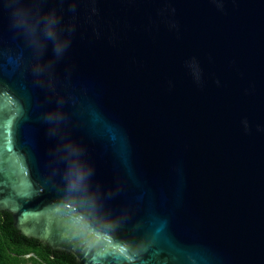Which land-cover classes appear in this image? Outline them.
<instances>
[{
    "label": "water",
    "instance_id": "water-1",
    "mask_svg": "<svg viewBox=\"0 0 264 264\" xmlns=\"http://www.w3.org/2000/svg\"><path fill=\"white\" fill-rule=\"evenodd\" d=\"M12 3L0 0L9 236L77 264H127L124 242L133 264H264V0H20L55 12L61 57L12 27ZM74 160L92 170L75 201ZM108 222L112 243L86 246Z\"/></svg>",
    "mask_w": 264,
    "mask_h": 264
},
{
    "label": "clouds",
    "instance_id": "clouds-1",
    "mask_svg": "<svg viewBox=\"0 0 264 264\" xmlns=\"http://www.w3.org/2000/svg\"><path fill=\"white\" fill-rule=\"evenodd\" d=\"M12 5H15L12 12V27L20 31L28 40L29 45L37 52L42 51L47 47L45 42L53 43V51L57 57H61L70 46V39H65L62 36L63 30L60 29V20L55 12H51L44 16L33 15L30 9H25L20 6V0H13ZM74 10V9H73ZM74 29H67L70 35ZM34 71L39 74L43 71L42 66L37 65ZM62 104L63 102H58ZM64 117L59 113H49L45 120L49 123H59ZM80 149L72 148V153L79 155ZM92 175L91 169H86L79 160L72 161L64 175L65 192L69 199L75 201L84 196L87 191L86 181ZM114 225L111 222L102 224L97 228L90 230L89 235L85 237L84 243L88 247L97 244H111L113 241L112 235L106 231ZM131 245L127 242L117 245L116 250L127 264H133V258L129 254Z\"/></svg>",
    "mask_w": 264,
    "mask_h": 264
},
{
    "label": "trees",
    "instance_id": "trees-1",
    "mask_svg": "<svg viewBox=\"0 0 264 264\" xmlns=\"http://www.w3.org/2000/svg\"><path fill=\"white\" fill-rule=\"evenodd\" d=\"M0 264H77L64 253L51 251L42 244H25L6 232L0 214Z\"/></svg>",
    "mask_w": 264,
    "mask_h": 264
}]
</instances>
